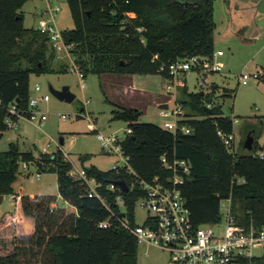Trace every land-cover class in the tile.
<instances>
[{
	"label": "trees",
	"instance_id": "1",
	"mask_svg": "<svg viewBox=\"0 0 264 264\" xmlns=\"http://www.w3.org/2000/svg\"><path fill=\"white\" fill-rule=\"evenodd\" d=\"M29 0H0V138L8 130L5 118L11 104L28 111L30 78L51 71L53 57L49 37L38 28H27L22 7ZM216 0H67L75 27L62 30L65 43L73 45L75 63L86 77L89 73L151 74L166 77L161 69L178 58L210 56L215 51ZM51 52V53H50ZM67 71L66 68L60 69ZM218 88L210 92H189L180 84L178 100L186 110L182 124L188 134H176L162 126L140 120L141 110L120 107L114 119L132 129L121 141L122 149L140 179L150 181L170 171L162 156L189 162L191 172L183 186L192 220L196 224L220 220L221 202L231 199L238 223L264 226V158L255 155L260 130L251 123L245 133L254 137L253 148L242 144L230 152L217 135L221 129L233 133V119L213 102ZM212 99L211 106H207ZM264 124V120H261ZM246 138V136H245ZM87 157H83L84 162ZM25 162L47 165L42 172L57 174L59 194H23L17 197L15 212L0 216V264H138V244L127 230L99 223L109 211L95 197H88L84 185L69 177L71 168L62 155L22 151L16 142L0 151V204L14 193V183ZM96 177L98 192L118 211L117 194L125 200L133 222L136 200L143 190L124 171H103L84 167ZM242 179L238 181L235 179ZM122 180L128 191L109 189Z\"/></svg>",
	"mask_w": 264,
	"mask_h": 264
},
{
	"label": "rangeland",
	"instance_id": "2",
	"mask_svg": "<svg viewBox=\"0 0 264 264\" xmlns=\"http://www.w3.org/2000/svg\"><path fill=\"white\" fill-rule=\"evenodd\" d=\"M56 7H59L56 13L57 28L61 31L74 28L75 22L67 0H29L21 9L25 16V27L38 28L39 21L46 19L49 11ZM228 8L229 3L224 0L215 1V21L218 24L223 22L220 25L222 29L236 25L235 21H231L230 15L252 14L251 12L242 13L241 10L230 14L231 10ZM262 24L263 28L257 36L251 32H245L247 37L251 34L255 36V44L252 46L235 47L232 43L218 45L226 48L224 49L226 55L221 60L232 64L230 71L225 68L221 73H208L206 76L208 82L203 84H200L203 77L196 72H191L186 76L185 83L189 92L209 93L213 83L218 85L213 94V102L220 105L225 115L234 120L236 149L242 142L244 143L245 136L248 134L245 130L251 123H254L255 127L260 130L259 147L264 144V124L261 121L264 120V19ZM49 45L53 54L49 66L51 71L41 75L32 74L30 78L32 93H34V85L40 83L39 95H50L48 102L43 101L40 104V110L47 114V119L40 126L22 120L21 126L17 129L9 128L0 138V151L5 150L10 142H16L22 151H32L38 157L44 149L49 152L48 157L54 153H60L70 163L71 171L73 167L76 171L90 166L107 171L112 169L117 157L106 152L97 134L98 132L113 133L119 140H122L128 129L126 121L114 119V109L141 108L139 109L141 112L143 110L141 121L162 127L164 122L173 120V117H162L160 107L157 108L154 102L156 97L163 94L166 96L164 103L170 100L169 96L164 93L165 81L162 76L151 74H103L99 76L89 73L84 78L86 87L82 88L79 74L71 70L72 63L75 61L73 47L67 46L66 49L58 51L50 43ZM62 68H66L67 71H61ZM258 71L261 72L262 77L258 79L252 77L246 85L238 81V75L241 73L252 75ZM65 86H68L76 96L72 102L59 100L50 89L52 87L55 90H61ZM180 97L179 85L177 99L179 100ZM172 107L173 104L170 103V109ZM63 115L67 119H64ZM90 124L94 127L91 128ZM62 138L64 143H61ZM83 157H87L84 162ZM29 167L27 170L20 167L18 181L14 183V186L18 189L21 187L29 194L58 192L56 173L42 172L41 178L38 179L37 167L33 164ZM9 201H11L10 195H6L4 202ZM229 203L231 205V199L230 201L222 200L221 206L227 207ZM14 212L15 209L9 211L12 214ZM145 215V212L137 206L135 222L141 224ZM145 249L144 245L139 247L138 264H169L171 262V255L168 251L150 246L148 247L149 256H145Z\"/></svg>",
	"mask_w": 264,
	"mask_h": 264
},
{
	"label": "built area",
	"instance_id": "3",
	"mask_svg": "<svg viewBox=\"0 0 264 264\" xmlns=\"http://www.w3.org/2000/svg\"><path fill=\"white\" fill-rule=\"evenodd\" d=\"M59 7L51 9L46 19H41L38 24L40 32L49 37V43L58 51L66 49L68 45L62 36V31L56 26V13ZM224 55L223 50L214 51L212 55H192L178 58L168 64H164L161 69L167 72L164 77V93L170 100L167 102L168 108H160L162 117H173V120L164 122L163 128L176 134L182 131L185 134L191 132L190 127L180 121L186 118V111L177 99V91L180 84L186 81V76L191 72L200 74L203 78L200 84L207 83L208 73H221L225 69V64L220 59ZM72 71H76L81 79V87L85 88L84 74L80 67L73 62ZM258 79L261 72L254 74L241 73L238 81L246 85L251 78ZM41 91L40 83L34 85V93H30L28 111L21 112L15 104H11L5 123L9 128L20 127L21 121H29L38 126L47 119V114L40 110L41 102L50 100L49 94L39 95ZM89 101V100H88ZM212 99L207 102L211 106ZM170 103L173 107L170 109ZM2 101L0 99V106ZM79 115V114H78ZM77 116V115H76ZM64 119H67L63 115ZM234 124V120H233ZM90 127L94 126L90 124ZM234 128V127H233ZM132 129L128 128L127 134H131ZM217 135L226 145L230 152H236L235 136L233 133L227 134L218 129ZM98 140L109 155L117 157V161L112 167L116 172L124 171L133 178V186L136 184L143 190L135 203L133 222L128 214L125 200L121 194L115 197L118 211L114 210L106 196L98 192L99 183L96 177L88 174L83 167L68 172L73 180L80 181L87 192L88 197L97 198L109 211V216L99 223L101 228H110L114 224L127 230L137 241L138 249L146 246L145 256H149L148 247L154 246L166 250L171 255L169 264H264V226H257L253 222L249 224L238 223L232 213L231 205L220 209L221 218L210 223L196 224L191 217L188 207L187 197L184 194L183 186L186 178L191 172L190 164L185 159L176 157L169 159L162 156L164 167L170 172L165 176H156L150 181H145L138 177V174L130 164V158L122 149L121 141L113 133L98 132ZM43 154H49L44 149ZM255 155L264 158V150H257ZM38 158V156H36ZM37 167V178H41L42 169L47 165L41 162V166L35 162H25L21 166L24 170L29 169V165ZM236 180L242 181V179ZM109 189L112 192L123 190L116 184L110 183ZM230 201V199H228ZM66 201L63 205H67ZM137 206L145 212V217L141 224L135 222Z\"/></svg>",
	"mask_w": 264,
	"mask_h": 264
},
{
	"label": "crops",
	"instance_id": "4",
	"mask_svg": "<svg viewBox=\"0 0 264 264\" xmlns=\"http://www.w3.org/2000/svg\"><path fill=\"white\" fill-rule=\"evenodd\" d=\"M226 3H229V10L230 14L233 13V11H237V10H241L242 13H248L251 12L252 14L250 15H230L231 16V21H235L236 25L234 27H227V29H222L220 27L221 24L216 23V29H215V33H214V45H215V51L217 50H223L224 51V55L220 57V59L222 57H224L226 55V52L222 46H218L223 45V44H233V46H252L255 44V36L253 35H258L260 34V30H262V22H263V17H264V0H224ZM235 19V20H234ZM216 22V21H215ZM258 31H255V30ZM245 32H251V36L247 37L245 35ZM236 36V39H235ZM240 37V38H239ZM252 37V38H251ZM216 46H218L216 48ZM230 48V46L228 47ZM245 48V47H243ZM224 61V60H223ZM225 64V68L230 71L231 69V63L224 61L223 62ZM162 91V90H161ZM166 96L163 94L162 96H158L156 97V99L154 100L156 107L159 108L160 105H162L165 100ZM141 109V108H138ZM143 112V110H142ZM21 126V125H20ZM30 168V167H29ZM18 181V180H17ZM16 181V182H17ZM23 194H29L27 192H24L22 190V188L20 187V189H18L16 186H14V193L13 194H8L10 195V199L11 201L9 202H4V199L6 197V195L3 196V200L2 203L0 204V216L3 215L6 212H9L13 209H15L16 207V199L17 197H19L20 195ZM38 194V193H36ZM39 194H43V192H39ZM44 194H50V193H46L44 192ZM54 195L58 196V203L59 204H63L64 200L62 199L61 195L59 194V189L57 193H51ZM29 195H35L33 193H30ZM5 207H8L7 209H5Z\"/></svg>",
	"mask_w": 264,
	"mask_h": 264
},
{
	"label": "water",
	"instance_id": "5",
	"mask_svg": "<svg viewBox=\"0 0 264 264\" xmlns=\"http://www.w3.org/2000/svg\"><path fill=\"white\" fill-rule=\"evenodd\" d=\"M50 89L52 93L61 101L72 102L76 97L75 94L71 92L68 86L63 87L61 90H55L52 87H50ZM210 101L211 99H208V102ZM160 108H168V104L164 103L160 105ZM253 142H254V137L251 135V133H248L243 143L244 147L248 150H252ZM61 143H64L63 138L61 139ZM114 184L118 185L123 191L129 190V187L126 184V182L122 180L114 181Z\"/></svg>",
	"mask_w": 264,
	"mask_h": 264
}]
</instances>
